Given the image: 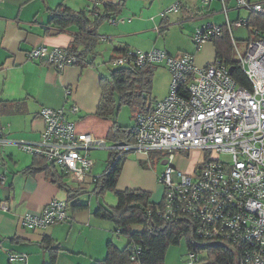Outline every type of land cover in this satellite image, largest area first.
<instances>
[{
	"label": "built area",
	"instance_id": "1",
	"mask_svg": "<svg viewBox=\"0 0 264 264\" xmlns=\"http://www.w3.org/2000/svg\"><path fill=\"white\" fill-rule=\"evenodd\" d=\"M91 1L100 5L104 0ZM199 1L207 8L215 0ZM217 1L222 6L225 24L203 23L193 34V41L201 46L226 29L251 86L239 85L232 77L231 67L221 59L200 68L191 53L173 56L159 48L128 49L114 58L115 67L165 65L172 73V82L165 98L156 100L151 110L138 113L133 119L134 141L111 144L109 149L116 159L135 152L147 158L156 154L157 160H165V170L159 177L164 197L155 213L159 219L190 218L200 239L228 243L237 251L240 264H264V29L254 28L243 55L233 28L247 27L249 21L241 17L231 20L229 16V3H235V9L264 18V0ZM180 8L181 0L162 15ZM27 57L58 70L78 62L67 48L46 45L33 47ZM78 110L73 104L69 111ZM39 115L45 125L39 139L23 141L21 148L44 157L76 183H85L94 167L90 152L106 148V141L78 132L64 108L43 106ZM7 143L0 131V145ZM194 150L202 151L204 157L193 173H186L174 164L176 153ZM100 177L93 176L95 181ZM4 179L0 176V180ZM68 219L67 201L53 199L40 212L24 214L21 224L37 230ZM142 249L132 244L130 264H142L138 261ZM9 257L26 260L27 254L10 252ZM208 258L201 259L196 252L189 251L186 264H209Z\"/></svg>",
	"mask_w": 264,
	"mask_h": 264
},
{
	"label": "crops",
	"instance_id": "2",
	"mask_svg": "<svg viewBox=\"0 0 264 264\" xmlns=\"http://www.w3.org/2000/svg\"><path fill=\"white\" fill-rule=\"evenodd\" d=\"M175 1L125 0V6L118 16L105 20L98 26L97 45L101 42L113 44L110 61L126 49L150 51L164 47L172 54V49L163 44L169 41L168 35L170 32L173 34V30L184 37L185 27L194 28L207 21L225 24V21L222 23L217 19V15L225 16L217 0L214 2H218L219 9L213 5L214 2L205 8L200 5L199 0H181L179 10L167 12L165 15L159 12L160 7L165 9ZM119 2L120 0H104L102 4L94 5L91 0H0V131L8 140L7 144L0 145V176L5 178L0 180V264H50L53 253L49 249V241L52 248L58 249L56 264H60V257H65L64 254L70 257H65L62 264H84L82 257H89L90 264H94L106 257L101 258L107 250L105 244L113 241L112 236H109L110 225L106 223L110 220L96 216L95 212L102 205L117 206L118 198L114 193L113 202L108 201V197L102 198L94 194L96 181L93 176L100 173L96 171V161L93 160L92 176L85 183L71 184L73 187H85L86 193L79 196V201L87 207L79 210L69 207V219L66 222L45 229L31 230L21 224L24 214L40 212L53 199L67 201L68 194L52 182L44 171L36 174L22 172L33 164L35 155L25 152L20 143L39 139L45 126L39 115L43 106L64 108L78 132L107 139L113 122L111 118L106 119L95 114L102 95L101 77L108 76L102 68L82 67L76 63L64 70H58L41 61H30L27 52L38 45L67 49L71 47L79 28L71 24L63 29L53 23L52 12L57 7L85 11L94 20L104 13V5ZM250 16V13L239 10L236 17L249 20ZM113 19L117 23H112ZM106 24L114 29H103L107 27ZM254 28L259 27L253 26ZM192 32L191 39L194 34ZM162 36L165 40L160 45L158 40ZM149 41L151 42L148 46L143 45ZM98 55L95 50L91 56L95 58V64L99 63ZM73 104L79 108L76 113L69 111ZM126 109L127 120L122 122L117 119L121 126L130 124L131 112ZM191 153L202 154L204 157L200 150ZM179 154L182 153H176L174 164L186 173H193L202 162H194L190 169H183L176 161ZM108 160L109 158L106 160V167ZM66 177L64 176V180L69 183ZM117 187L118 190H146L137 181L118 183ZM10 252H24L27 259L11 260Z\"/></svg>",
	"mask_w": 264,
	"mask_h": 264
},
{
	"label": "trees",
	"instance_id": "3",
	"mask_svg": "<svg viewBox=\"0 0 264 264\" xmlns=\"http://www.w3.org/2000/svg\"><path fill=\"white\" fill-rule=\"evenodd\" d=\"M124 6L125 0H120L118 4H106L104 5V13L97 16L94 20L90 19L85 11H74L65 6H59L53 10L51 19L53 23L62 26L63 29L68 28L67 26L71 24L78 26L79 32L74 36V41L68 50L77 56V63L81 64L82 67L94 66L95 58L91 56H93L99 42L98 26L103 21L111 20L114 16H118ZM248 21V27L258 26L260 29H264L263 17L251 14ZM222 36L224 38L227 36L228 41L229 39L232 41L226 29L213 40ZM126 50L120 54H123ZM225 57L222 52L217 53V59L223 60L232 68V77L237 83L250 87L249 79L240 62L231 57ZM114 58L110 61L112 64ZM157 66H160V64L147 65L145 67H137L135 65L114 66L115 68L110 69L109 76L101 77L102 95L95 114L102 118L114 119L107 135V139L113 144H125L134 141L131 131L133 119L138 113L151 110L156 101V99L152 98V83ZM123 107H127L131 112L128 126H121L117 120ZM157 158V155L154 154L151 160L156 161ZM125 159L126 157L116 159L114 152L111 151L105 172L96 180L93 192L98 197H102L108 190L115 192L118 198L117 206L105 207L102 205L95 212V215L115 223L117 233L128 237V244L125 248L120 249L115 242H108L106 257L96 261L94 264H130L131 246L133 243L143 248L138 258L139 262L142 264H164L169 247L173 244H180L184 237L187 240L189 251L207 252L209 264H236V255L231 250L218 243L200 239L191 220L187 218L169 221L159 219L155 213L162 202L152 201L151 192L143 189L118 190L117 185ZM140 164L143 167L148 166L147 161H140ZM43 171L52 182L66 190L68 194V211L69 207L73 210L87 207L85 204H80L79 201V196L86 193L85 187L83 185L73 187V185L65 182L63 173H60L55 164L47 161L44 157L35 156L33 164L22 172L36 174ZM149 210H151V213H149ZM132 217L137 223L143 224V230L134 231L132 229L130 223ZM48 246L53 253L50 264H56L58 249L52 248L50 241Z\"/></svg>",
	"mask_w": 264,
	"mask_h": 264
},
{
	"label": "rangeland",
	"instance_id": "4",
	"mask_svg": "<svg viewBox=\"0 0 264 264\" xmlns=\"http://www.w3.org/2000/svg\"><path fill=\"white\" fill-rule=\"evenodd\" d=\"M92 2V1H91ZM179 0H176L173 4L169 5L167 8L164 9V7H160L158 10L159 12H163L167 10L169 7L173 6L174 4L178 3ZM219 2V1H218ZM218 2H214L213 5L217 6V9H219ZM201 5V3H200ZM221 5V4H220ZM155 7V6H154ZM230 12L229 16L231 20H235L238 14V9H235V3H229ZM222 6H220V9ZM157 9V8H156ZM164 9V10H163ZM245 12H248L244 9H242ZM249 13V12H248ZM217 19L221 20L223 23L226 21L225 16H219L217 15ZM109 24H106L107 27H103L105 30H111L114 27H108ZM202 24H199L197 27H185V39L183 36H181L178 32H175L173 30V34L171 32L168 35L169 41H166L164 43L165 37H159L160 45L166 46L167 48H171L173 53V56H180L185 53H193L196 58V65H198L200 68H204L205 66H208L212 63H214L217 59V53L222 52L226 57L225 58H233L234 60H238V52L236 50V47L233 46V42L228 41L227 36L224 38L219 37L215 40L211 39L205 44H202L201 46H198L194 43L193 38L191 39V36L194 31L196 32L197 28L200 27ZM179 28V27H178ZM251 28V29H250ZM180 29V28H179ZM253 26L252 27H234L233 28V35L234 38L237 41L238 49L240 52L244 55L247 50V44L252 36L253 32ZM187 34V36H186ZM151 41L144 42V46H148ZM112 46L113 44L111 42H101L99 45H97L96 52L99 53L98 55V62L94 66H88L91 68H96L97 66L102 68V71L105 72L106 75H110V69L115 68L113 64L110 61V56L112 52ZM141 48V47H140ZM159 49L166 50L164 47H157ZM96 54V53H95ZM172 82V73L169 70V68L165 65L157 66V69L155 71V76L153 78L152 83V98L157 100H162L165 98L170 90ZM127 107H123V110L120 112V117L118 116V120L124 122L127 120ZM112 122H114V119H110ZM129 120V119H128ZM104 139V138H103ZM106 141V148H96L93 149L91 153V158L96 161V171L100 172L95 175H102L103 171L106 167V160L109 158L110 149L109 146L112 144L107 139H104ZM182 154H179L177 156V164H179L183 169H190L194 162H201L203 160L202 154H193L190 152H181ZM163 158L156 159L155 163L150 158H147L145 155L137 154L135 152L130 153L126 156L127 160L125 162V166L123 167L122 174L119 178L120 184H127L128 182L137 181L143 184L145 186V189L149 192H151V200L154 202H161L163 199L164 194V185L159 181V177H161L162 173L165 170V160H162ZM223 159H227L228 157H223ZM148 162L147 167H143L140 164V161ZM158 161V162H157ZM132 162H135L136 164H132ZM154 163V164H153ZM137 165V166H136ZM66 180L70 184H77L71 177H66ZM118 188V187H117ZM149 189V190H148ZM114 191L108 190L104 195H102V198L105 196L108 197V201L113 200L115 202L114 198ZM108 194V195H107ZM107 195V196H106ZM106 223H109L110 229H109V236L111 235L113 238V241L118 246V248L123 249L128 244V237L126 235H122L117 233V227L115 223H112L111 221H107ZM130 223L132 225V229L134 231H141L143 230V224L137 223L134 217L130 219ZM107 244V242H106ZM105 246L107 247V245ZM96 250V248H95ZM189 252V249L187 247V240L184 237L180 244H173L169 247L164 264H186L187 260V254ZM200 258H205L208 254L207 252H196ZM107 254L104 253L102 255L104 258ZM65 257H70L68 254H64ZM65 257H60V264L64 263ZM84 259V264H90V258L89 257H82ZM58 264V262H57Z\"/></svg>",
	"mask_w": 264,
	"mask_h": 264
},
{
	"label": "water",
	"instance_id": "5",
	"mask_svg": "<svg viewBox=\"0 0 264 264\" xmlns=\"http://www.w3.org/2000/svg\"><path fill=\"white\" fill-rule=\"evenodd\" d=\"M231 70V72H232V68L230 69ZM181 218H185V217H181ZM187 219H189V220H191L190 218H187ZM193 223H194V221L193 220H191ZM194 225H195V223H194ZM212 243H218V244H221V245H223V246H226V247H228L235 255H236V264H240L239 263V258H238V253H237V251L231 246V245H229L228 243H226V242H220V241H214V242H212Z\"/></svg>",
	"mask_w": 264,
	"mask_h": 264
}]
</instances>
